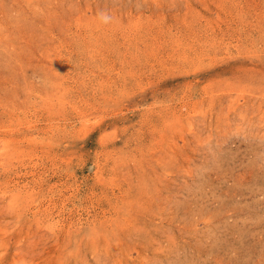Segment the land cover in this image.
Listing matches in <instances>:
<instances>
[{"label":"rangeland","instance_id":"rangeland-1","mask_svg":"<svg viewBox=\"0 0 264 264\" xmlns=\"http://www.w3.org/2000/svg\"><path fill=\"white\" fill-rule=\"evenodd\" d=\"M0 264H264V0H0Z\"/></svg>","mask_w":264,"mask_h":264}]
</instances>
